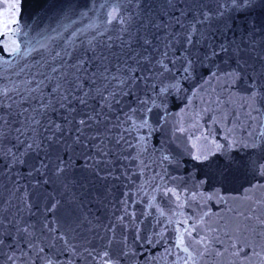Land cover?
I'll return each mask as SVG.
<instances>
[{
	"label": "snow or ice",
	"instance_id": "1",
	"mask_svg": "<svg viewBox=\"0 0 264 264\" xmlns=\"http://www.w3.org/2000/svg\"><path fill=\"white\" fill-rule=\"evenodd\" d=\"M258 7L93 0L71 40L72 8L6 18L0 264H264V157L237 155L264 151Z\"/></svg>",
	"mask_w": 264,
	"mask_h": 264
},
{
	"label": "water",
	"instance_id": "2",
	"mask_svg": "<svg viewBox=\"0 0 264 264\" xmlns=\"http://www.w3.org/2000/svg\"><path fill=\"white\" fill-rule=\"evenodd\" d=\"M17 4V9H12V5ZM98 7V5H97ZM72 8L75 15L71 16L70 20L63 22L68 25L67 30L62 33V38L65 40L74 39L73 32H78L80 39L91 38L92 32L88 26L97 19L99 13L90 11L93 8V0H0V27H2L4 20L15 12V18L19 26H33L39 20L42 23L40 27H46L51 23L53 27L56 26L63 19L64 12ZM87 13V15H82ZM253 15L258 20H264V7H258L253 11ZM83 30V31H81ZM175 147V146H173ZM248 153L251 159H259L264 157V151L256 149L254 151L244 149L243 152H238L237 155H244ZM247 158V157H246ZM264 162V160H261ZM195 163L188 158H185V164L189 171L192 169V164ZM207 169H202L201 173L206 172ZM251 179V177H249ZM244 182V177H240L235 183L229 184L225 187V194H235L239 188L240 183ZM216 187L215 180L210 181L209 185L205 187V191L214 190ZM214 203V202H213Z\"/></svg>",
	"mask_w": 264,
	"mask_h": 264
}]
</instances>
